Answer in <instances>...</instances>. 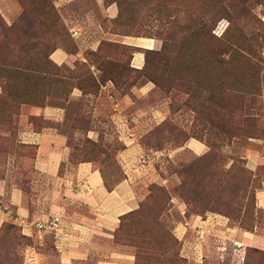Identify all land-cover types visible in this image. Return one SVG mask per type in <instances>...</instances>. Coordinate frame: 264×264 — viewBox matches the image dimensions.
<instances>
[{"label": "rangeland", "instance_id": "rangeland-1", "mask_svg": "<svg viewBox=\"0 0 264 264\" xmlns=\"http://www.w3.org/2000/svg\"><path fill=\"white\" fill-rule=\"evenodd\" d=\"M13 1L17 10L9 21L0 12V171L9 161L23 183L30 177L34 150L19 141L17 118L29 106L49 105L64 113L57 126L67 137L70 162L93 161L112 184L123 171L118 154L124 147L112 116L115 98L149 82L150 95L133 94L132 107L165 100L170 114L150 122L141 141L158 148L192 135L207 151L163 162L178 182L151 183L139 208L122 218L114 242L132 251V264H209L184 255L180 238L205 233L180 229L184 215L214 212L245 229L261 221L264 231L254 198L264 165L255 170L248 163L251 151L264 154V0H118L130 25L117 30L161 42L159 50L144 52L145 65L136 71L129 67L131 50L107 41L75 68L56 65L49 54L58 17L56 29L66 33L60 12L51 0ZM70 40L62 44L69 48ZM109 76L110 91L102 87ZM175 199L186 205L184 215ZM33 245L34 237L14 220L0 225V264H24ZM244 263L264 264V253L250 248Z\"/></svg>", "mask_w": 264, "mask_h": 264}, {"label": "crops", "instance_id": "crops-1", "mask_svg": "<svg viewBox=\"0 0 264 264\" xmlns=\"http://www.w3.org/2000/svg\"><path fill=\"white\" fill-rule=\"evenodd\" d=\"M52 2L66 26L64 35L71 39L69 48L66 44L58 45L49 55L58 66L75 68L78 63L87 62L86 54L97 53L101 42L107 41L129 48V67L142 69L145 50L159 45L150 37L110 29L111 22L119 15L116 1ZM16 10L13 0H0V12L7 21ZM102 87L110 91L113 82L108 80ZM151 91L150 83L143 82L131 87V93L125 92L115 98L112 116L124 143L118 154L124 176L112 189L106 187L101 171L93 161L70 162L67 137L57 126L64 119L61 108L32 105L21 110L17 118L18 139L34 146L31 175L23 183L15 174L19 167H11L9 161L0 171V225L12 219L26 234L34 237L35 245L30 247L31 252L24 264L133 263L132 251L114 242L121 218L139 208L151 183L167 187L171 182H178V173H170L163 162L169 159L175 162L182 153L198 157L207 151L206 144L193 136H187L179 144L158 148L148 147L141 141L140 134L148 131L150 122L158 124L170 114L165 100L151 102L147 107H132L133 94L146 97ZM248 156V163L253 164L255 170L264 165V154L251 151ZM261 183L254 198L257 210L264 212V176ZM175 201L179 212L184 215L186 205ZM54 217L58 218L56 228L40 231L35 226L37 222ZM183 217L180 229L188 227L196 231L200 228V232H205L203 236L180 238L186 249L184 255L189 258L209 264H214L216 259L217 264H245L248 249L264 251L261 221H257L253 229H245L231 225L226 216L214 212ZM49 246L53 253L47 249Z\"/></svg>", "mask_w": 264, "mask_h": 264}, {"label": "trees", "instance_id": "trees-1", "mask_svg": "<svg viewBox=\"0 0 264 264\" xmlns=\"http://www.w3.org/2000/svg\"><path fill=\"white\" fill-rule=\"evenodd\" d=\"M106 2H109V1H116L117 2V4H118V7H119V15H118V17L116 18V19H114L112 22H111V25H112V30H116V31H118V32H121V33H123V34H129V35H134V36H144V37H150V36H148V35H145V34H134V33H130V32H128V31H121L120 29L119 30H117L116 28L117 27H123V29L124 28H127L128 29V27H129V23H127V22H124V21H122V15H123V11H124V9H123V11H122V7H121V4H120V2L118 1V0H105ZM51 2H52V0H51ZM52 5L54 6V4H53V2H52ZM126 12V11H125ZM59 17L57 18V20H56V22H55V24H54V26H55V28L53 29V32H52V36H53V43H54V47H53V49L54 48H56L58 45H60V44H62V42L65 40V38H67L66 37V35L65 36H63V34H61L60 33V31H59V29H58V32L59 33H57V29H56V26L59 24ZM124 20V19H123ZM53 26V27H54ZM56 37H59V39H58V41H56ZM150 38H152V37H150ZM155 39V38H154ZM156 41H157V39H155ZM56 41V42H55ZM159 41V40H158ZM157 41V42H158ZM160 42V41H159ZM158 42V43H159ZM102 43L103 42H101V44H100V46H99V51L98 52H100V50H101V45H102ZM160 44H161V42H160ZM158 45V47H155L154 49H146L145 50V52L146 51H150V50H155V51H157V50H159L160 48H161V45ZM123 47H125V46H123ZM127 48V47H126ZM52 49V50H53ZM51 50V51H52ZM51 51H50V53H51ZM97 52V53H98ZM50 55V54H49ZM105 60V58H102V61H104ZM50 61V60H49ZM51 62V61H50ZM49 62V63H50ZM51 63H53V62H51ZM57 65V64H56ZM145 65V64H144ZM144 67V66H143ZM108 68H111V69H116V67L114 66V65H110V66H108ZM133 70H141V69H135V68H132ZM143 69V68H142ZM104 70H106V73H107V71H109L108 69H105V68H103V69H101V71H103L104 72ZM113 72L111 71V74H112ZM112 77L113 76H109L107 79L108 80H111L112 82H113V79H112ZM78 86V88H80V89H82L83 88V85H80V84H78L77 85ZM88 86H95V84L94 83H91V84H88ZM83 90V89H82ZM192 136V135H191ZM194 137V136H193ZM198 139V138H197ZM200 140V139H199ZM25 146H29V147H31V149H33L34 150V146L33 145H30V144H24ZM33 154H34V151H33ZM33 154L31 155V157L33 156ZM30 158V157H29ZM100 169V168H99ZM100 171H101V174H102V176H103V179H104V182H105V185H106V187L108 188V189H112L114 186H115V184L116 183H118L122 178H123V176H124V174H123V171H122V174H121V176L119 177V179L118 180H116V181H114L112 184H109L106 180H105V176H104V174H103V172H102V170L100 169ZM135 211V210H134ZM133 212V211H132ZM131 213V212H130ZM129 214V213H128ZM126 216V215H125ZM122 218H124V216L122 217ZM122 218H121V220H122ZM121 223V222H120ZM255 250H257V251H259V252H262V253H264V251L263 250H259V249H255Z\"/></svg>", "mask_w": 264, "mask_h": 264}, {"label": "built area", "instance_id": "built-area-1", "mask_svg": "<svg viewBox=\"0 0 264 264\" xmlns=\"http://www.w3.org/2000/svg\"><path fill=\"white\" fill-rule=\"evenodd\" d=\"M38 230H46V229H53L58 226V218L54 217L53 219L49 221H44V222H37L35 224Z\"/></svg>", "mask_w": 264, "mask_h": 264}]
</instances>
